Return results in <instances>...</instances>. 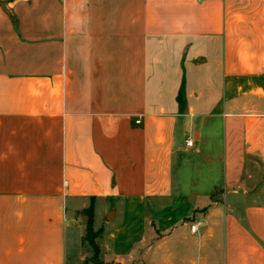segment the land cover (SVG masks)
I'll return each mask as SVG.
<instances>
[{
    "label": "crops",
    "instance_id": "crops-1",
    "mask_svg": "<svg viewBox=\"0 0 264 264\" xmlns=\"http://www.w3.org/2000/svg\"><path fill=\"white\" fill-rule=\"evenodd\" d=\"M92 203L87 264H264V0H0V264Z\"/></svg>",
    "mask_w": 264,
    "mask_h": 264
},
{
    "label": "rangeland",
    "instance_id": "rangeland-1",
    "mask_svg": "<svg viewBox=\"0 0 264 264\" xmlns=\"http://www.w3.org/2000/svg\"><path fill=\"white\" fill-rule=\"evenodd\" d=\"M179 175L180 172H176V176ZM87 210H85L82 214L79 215L81 218H83L81 224L85 226V231H86L83 237L84 259L80 264H87L88 260L94 257L93 254H95V247L99 248L100 236H101L99 229L94 228L93 225L94 216L92 222L90 223L89 216L86 213Z\"/></svg>",
    "mask_w": 264,
    "mask_h": 264
},
{
    "label": "trees",
    "instance_id": "trees-1",
    "mask_svg": "<svg viewBox=\"0 0 264 264\" xmlns=\"http://www.w3.org/2000/svg\"><path fill=\"white\" fill-rule=\"evenodd\" d=\"M183 92L180 93V96H179V101H180V104H183ZM87 215L89 216V221L90 223L92 222L93 220V216H94V206H93V203L91 204V206L89 207V209L87 210ZM99 252V248L95 247V255L97 256Z\"/></svg>",
    "mask_w": 264,
    "mask_h": 264
},
{
    "label": "built area",
    "instance_id": "built-area-1",
    "mask_svg": "<svg viewBox=\"0 0 264 264\" xmlns=\"http://www.w3.org/2000/svg\"><path fill=\"white\" fill-rule=\"evenodd\" d=\"M193 144H194V140H193L192 138H188V139H187V145L192 146ZM199 223H200V222H196L195 224H193V225L191 226L192 231H196V229H197Z\"/></svg>",
    "mask_w": 264,
    "mask_h": 264
}]
</instances>
